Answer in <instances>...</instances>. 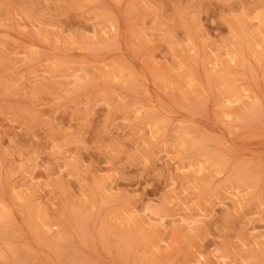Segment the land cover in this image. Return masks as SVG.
<instances>
[{
	"label": "rangeland",
	"instance_id": "1",
	"mask_svg": "<svg viewBox=\"0 0 264 264\" xmlns=\"http://www.w3.org/2000/svg\"><path fill=\"white\" fill-rule=\"evenodd\" d=\"M0 264H264V0H0Z\"/></svg>",
	"mask_w": 264,
	"mask_h": 264
},
{
	"label": "bare ground",
	"instance_id": "2",
	"mask_svg": "<svg viewBox=\"0 0 264 264\" xmlns=\"http://www.w3.org/2000/svg\"><path fill=\"white\" fill-rule=\"evenodd\" d=\"M230 102H232V101H230Z\"/></svg>",
	"mask_w": 264,
	"mask_h": 264
}]
</instances>
